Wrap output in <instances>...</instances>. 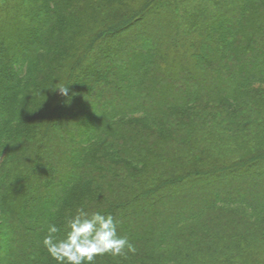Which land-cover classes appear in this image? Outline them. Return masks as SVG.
Wrapping results in <instances>:
<instances>
[{
  "label": "trees",
  "instance_id": "obj_1",
  "mask_svg": "<svg viewBox=\"0 0 264 264\" xmlns=\"http://www.w3.org/2000/svg\"><path fill=\"white\" fill-rule=\"evenodd\" d=\"M190 1L0 0V264L81 207L96 264H264V0Z\"/></svg>",
  "mask_w": 264,
  "mask_h": 264
},
{
  "label": "clouds",
  "instance_id": "obj_2",
  "mask_svg": "<svg viewBox=\"0 0 264 264\" xmlns=\"http://www.w3.org/2000/svg\"><path fill=\"white\" fill-rule=\"evenodd\" d=\"M57 89L61 96L68 97L69 87L58 85L54 90ZM117 226L113 216L89 214L81 207L67 220L63 238L59 236L60 228L49 225L43 245L58 264H96L97 257L106 255L127 259L137 249L126 236L118 235Z\"/></svg>",
  "mask_w": 264,
  "mask_h": 264
},
{
  "label": "rangeland",
  "instance_id": "obj_3",
  "mask_svg": "<svg viewBox=\"0 0 264 264\" xmlns=\"http://www.w3.org/2000/svg\"><path fill=\"white\" fill-rule=\"evenodd\" d=\"M196 2H198V0H192V1H190V2H188L187 3V8L189 9V7H190V4L191 3H196ZM189 6V7H188ZM160 32V31H159ZM75 78H79V77H76L75 76ZM251 178V176H249V175H246V174H242V175H240L238 178H236V180H235V182L233 183V182H230L231 183V185H240V184H243V183H245L247 180H248V178ZM221 183L220 184H230V183H228V181H227V179H223V181H220ZM209 184H206L205 185V183L202 185V186H197V187H191V188H188V189H186L185 191H184V193L182 194V195H180V196H178V197H176V198H174L176 201H179L180 199H185V198H187V195H191L192 193H194V192H198V191H205L206 189H208V190H210L209 189V186H208ZM166 200V199H165ZM147 206V205H146ZM143 207H145V204H141V208H143ZM138 209H140V206L138 207ZM135 210V209H134ZM131 212H133V210L132 209H128L126 212H125V215L127 214V213H131ZM133 214V213H132ZM123 217H124V215H123ZM129 222H131V226L133 227V231H135V232H137V231H139V230H143V227L142 226H140V221L138 220V219H136V218H134V220L133 221H129Z\"/></svg>",
  "mask_w": 264,
  "mask_h": 264
}]
</instances>
